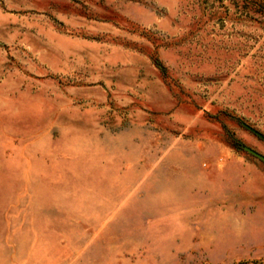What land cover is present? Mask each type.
<instances>
[{
	"label": "rangeland",
	"instance_id": "1",
	"mask_svg": "<svg viewBox=\"0 0 264 264\" xmlns=\"http://www.w3.org/2000/svg\"><path fill=\"white\" fill-rule=\"evenodd\" d=\"M264 0H0V264H264Z\"/></svg>",
	"mask_w": 264,
	"mask_h": 264
},
{
	"label": "water",
	"instance_id": "2",
	"mask_svg": "<svg viewBox=\"0 0 264 264\" xmlns=\"http://www.w3.org/2000/svg\"><path fill=\"white\" fill-rule=\"evenodd\" d=\"M251 132H253L254 134H256L257 136H259L260 138L264 137L255 129L251 128L248 125H245ZM244 151H246L247 153L251 154L252 156H254L255 158L261 160L262 162H264V155L260 154L259 152L255 151L254 149L246 146V145H239Z\"/></svg>",
	"mask_w": 264,
	"mask_h": 264
}]
</instances>
